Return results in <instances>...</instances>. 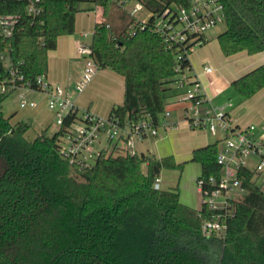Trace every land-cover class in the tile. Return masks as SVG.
I'll return each instance as SVG.
<instances>
[{"label": "trees", "instance_id": "16d2710c", "mask_svg": "<svg viewBox=\"0 0 264 264\" xmlns=\"http://www.w3.org/2000/svg\"><path fill=\"white\" fill-rule=\"evenodd\" d=\"M136 1L150 12V21L168 12L170 23L176 22V7L192 6L191 0ZM82 2L42 0V12L32 17L25 1L0 0V12L16 17L10 36L0 34V54L7 53L8 63L0 61L1 77L23 86L45 75L47 53L60 36L74 33L76 14L86 10ZM218 2L225 30L217 41L224 57L263 52L264 0ZM99 3L103 15L94 26L90 55L98 69L124 79L123 103L108 119L123 126L148 115L159 124L179 51L167 49L161 35L132 25L116 5ZM199 40L206 43L203 35ZM231 86L243 101L250 99L264 87V64ZM8 94L0 91V264H264V191L258 187L244 183L225 235L207 237L201 231L203 206L199 211L183 205L178 188L153 187L162 169L181 168L172 156L102 150L89 167L72 168L59 148L78 110L59 130L28 140L31 123L12 124L2 110ZM218 151L216 141L192 152L200 176H218Z\"/></svg>", "mask_w": 264, "mask_h": 264}, {"label": "built area", "instance_id": "2783aa9c", "mask_svg": "<svg viewBox=\"0 0 264 264\" xmlns=\"http://www.w3.org/2000/svg\"><path fill=\"white\" fill-rule=\"evenodd\" d=\"M24 1L26 12L30 16L36 17L42 12V0ZM83 1L92 3L91 11L97 23L101 22V0H98V3L96 0ZM107 2L116 5L133 20L132 25L138 26L140 30L148 29L161 35L167 49H178L173 69L175 77L170 85L181 91L174 105L179 120L170 122V111L166 108L159 124H155L147 115L139 120L127 121L122 126L116 120L102 119L85 111L67 128L60 143V155L72 168L82 169L92 165L102 150L107 151L103 142L118 148L119 142L122 141L125 144V152L133 155L137 154L136 143L158 137L159 129L167 133L183 124L191 130L221 133L223 138L217 141L221 146L216 156L219 174L217 177H202L199 174L196 185L202 196L201 210L207 211L201 222L203 235L223 237L227 230V219L232 217L235 203L244 192L243 184L251 183L264 191V124H249L244 127L235 125L226 110L230 104L222 107L212 105L204 95L196 75L192 74L190 65H181L184 59L189 60L194 46L202 44L199 38L223 23V8L218 0H201L196 4L192 3L189 8L176 7V22L170 23L168 12L150 21V12L136 0ZM15 20V16L0 12V34L3 37L10 36ZM129 33H134L133 26L130 27ZM191 35L196 37L190 39ZM77 53L79 57H84V68L72 91L52 86L45 81L44 75L36 76L32 82L27 81L23 86H15L12 81H7L0 75V91L11 93L16 89L25 88L43 92L46 106L54 114L56 130H59L67 115L76 111L73 94H78L84 89L97 69L90 55V44L80 46ZM6 55L7 53L0 54L3 67L8 65ZM203 70L206 74L212 73L210 66H204ZM18 98L20 108L36 107V102L28 100L24 93ZM160 182L161 179L157 176L153 185L155 190L160 189ZM199 215L201 217V214Z\"/></svg>", "mask_w": 264, "mask_h": 264}, {"label": "rangeland", "instance_id": "374dc122", "mask_svg": "<svg viewBox=\"0 0 264 264\" xmlns=\"http://www.w3.org/2000/svg\"><path fill=\"white\" fill-rule=\"evenodd\" d=\"M201 0H191L192 3H197ZM90 7L93 10V5L91 2L84 1L82 2V8L86 9ZM76 24H75V31L71 35H67L68 37H71L75 41V49L74 54L75 58L78 60L77 56V49L78 44L82 41L85 44H89L91 42L92 34H93V28H94V14L90 12H79L76 15ZM225 30V24L220 23L214 28L208 30L204 37H206V43L200 46H194L193 51L189 54V62L193 68L194 71L199 72L202 70L204 65L212 66L209 63L208 58L209 57H217L223 64H226L223 60L224 55L221 52L220 46L217 41V36L224 32ZM79 33H88V35L85 38H80ZM74 48V47H73ZM50 52V51H49ZM216 59V60H217ZM82 62L81 60H79ZM227 65V64H226ZM225 65V66H226ZM228 67V66H227ZM75 68V64L73 61H71L68 64L67 70L69 73H72L73 69ZM49 69L48 64V54H47V71L45 75H47ZM55 70L59 73L61 70L59 67H56ZM44 75L45 81H47L46 76ZM62 75H64L62 73ZM61 82L63 83H57V84H51L52 86H60L62 88H66L68 90L72 91V88L74 87L73 81L68 84L66 77L61 78ZM175 89V88H174ZM32 93L31 95H38L37 97H34L33 100L36 102L37 109H43L44 111L48 112L50 114V110L46 106V101L41 102L43 92L41 91H32L29 89L21 88L16 89L13 92L9 93L2 103V110L8 117L10 114L14 113V116H27V114L30 111L29 107L20 108L18 106L19 101V95L24 93ZM177 92V90L173 89H166L164 91V96L167 97L169 95H173ZM262 93V92H261ZM261 93L257 94L255 98L253 99H247L242 100L240 96L237 94V92L234 90V88L229 85L226 90L223 91L221 96L216 100V103H213L215 106L222 107L224 104L229 103L230 106L227 108V111L232 112V114H235L236 112L241 111V109H244L243 113H248V110H246V105L250 104H257L260 102V100H256V97L260 95ZM41 95V96H39ZM77 94H73L74 96ZM81 100L82 103L86 102V98L84 94H81ZM32 97L29 96L30 100ZM259 98V97H258ZM45 100V99H44ZM31 101V100H30ZM244 106V108H243ZM50 112H49V111ZM79 107V110L77 112V116L80 117L84 111ZM170 115H175L179 117V114L177 110L172 109V107L169 109ZM53 114V113H52ZM51 115V114H50ZM54 115V114H53ZM51 117V125L50 129L52 130L50 133L55 132L57 129L55 126L54 116ZM26 119H24L25 121ZM28 121V120H26ZM30 123V122H29ZM262 123V122H261ZM264 124V122H263ZM183 125V124H181ZM188 129H186V128ZM181 127L179 131H173V132H167L164 133L162 129H159L158 131V137L156 138H148L144 140L143 142H137L136 144V153L138 155L140 154H147V155H155L156 157H167V156H173L174 161L176 164H182L181 168L176 169H162L159 177L161 179L160 182V188L167 190L169 188H178L180 192V202L188 207H193L194 209L201 205V193L199 190H197L196 180L198 178V175L200 173V164L198 162L191 161V155L192 150L195 148V146H199V144L207 143L213 144L215 143L218 138H223V135L221 133H211L208 131H197V130H191L187 126ZM244 127V126H243ZM34 130L31 127L27 132V138L29 140L33 139ZM103 146L106 147L107 151L113 152L114 156L116 155H123L125 152V144L120 141L118 148H115L113 145H107L105 142H103ZM221 146V144H219ZM145 169V167H143Z\"/></svg>", "mask_w": 264, "mask_h": 264}, {"label": "crops", "instance_id": "0c3cea01", "mask_svg": "<svg viewBox=\"0 0 264 264\" xmlns=\"http://www.w3.org/2000/svg\"><path fill=\"white\" fill-rule=\"evenodd\" d=\"M85 12H90L93 14L90 7L86 8ZM76 17H75V24H76ZM94 18H95V15H94ZM96 23H97V20L95 18L94 26ZM74 31H75V28H74ZM93 31H94V28H93ZM87 35L88 33H79L80 38H85ZM204 40L206 41V37H204ZM83 45H88V44H85L84 42L81 41L78 44V48ZM74 49H75V41L71 39V37H68L66 35V36H60L58 38L56 49L47 53L48 54V64H49L48 73L47 75H45L47 78V82H49L50 84L63 83L61 82V78L65 76L67 83L70 84L73 81L74 83L73 86H75V84L80 80L82 72H83V68H84V57H79L77 53V56L79 58L77 60L75 58V55H73ZM224 58L225 59L223 61L226 62L227 65L223 64V62H221L215 56L208 58L209 63L212 65L210 66L212 68V73L210 74L204 73V70H203L204 66H208L207 64L203 66L202 70H200L199 72H196L193 70L189 62L192 74L196 75V80L202 86L204 95L206 96V98L209 100V102L212 105H214L213 103H216V100H218V98L221 96L223 91L226 90L233 81L245 75L246 73L253 70L254 68L259 67L262 64H264V51L253 54V55H249L245 52H239L233 56L224 57ZM79 60H81L82 62H80ZM71 61L74 62L75 68L73 69L72 73H69V71L67 70V67ZM56 67L60 68L61 71L59 73L57 72V70H55ZM62 73L64 75H62ZM170 89L175 90L174 88H170ZM176 90L177 92L175 94L169 95L166 97V103H167L166 108L167 109H170L172 107V109L175 110L174 108L175 102L178 100L181 94L180 90L178 89ZM259 93L261 94L258 95L259 98L256 97L255 101L260 100V102H258L257 104L252 103L248 106L246 105L245 108L246 110H248V113H243L244 109H241V111L236 112L235 114H232L233 111L232 112L228 111L235 125L243 127L249 124H263L264 122V87L261 90H259L254 96H252L250 100L255 98V96H257V94ZM31 94L27 92L25 95L27 96L28 99H29V96L32 97L30 100H33L34 97L38 96L36 94L34 95H31ZM81 94H84L86 98V102L84 103H82ZM41 97L42 99L43 98L45 99L44 95H42ZM123 98H124V79L123 77L116 74L110 69H98L97 68L90 82L84 87V89L80 93L74 96V104L77 110H79V107H81L83 111L85 110L97 117H100L102 119H107L109 117L111 109L114 106L121 105L123 103ZM44 99L41 100V102L45 101ZM38 106L34 108H30V111L27 114V116L17 117V116H14L15 115L14 113L10 114L9 115L11 116L10 122L13 124L15 122L22 121L24 119L28 120L31 123V127L34 130L33 137L36 136L37 133L43 130H46V129H48V131L51 132L52 130H49L50 129L49 127L51 125V117L53 115L52 114L53 112L52 111L50 112L48 110L51 114L50 115L48 112L44 111L43 109H37ZM226 110H227V107H226ZM169 119H170V122L171 121L175 122L179 120V117L175 115H171ZM180 126L185 127V125L179 124L177 128L169 132L179 131ZM27 132L25 134L26 139H28ZM205 146H207V143H203V144L201 143L199 144V146L197 147L195 146L192 152L195 149L202 148ZM153 156L156 157L155 155ZM156 158H159V157H156ZM200 207L201 205L197 206L195 209H199ZM192 208H194V206Z\"/></svg>", "mask_w": 264, "mask_h": 264}]
</instances>
